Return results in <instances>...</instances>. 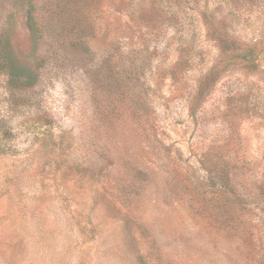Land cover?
I'll return each mask as SVG.
<instances>
[{
	"label": "rangeland",
	"instance_id": "1",
	"mask_svg": "<svg viewBox=\"0 0 264 264\" xmlns=\"http://www.w3.org/2000/svg\"><path fill=\"white\" fill-rule=\"evenodd\" d=\"M0 264H264V0H0Z\"/></svg>",
	"mask_w": 264,
	"mask_h": 264
}]
</instances>
